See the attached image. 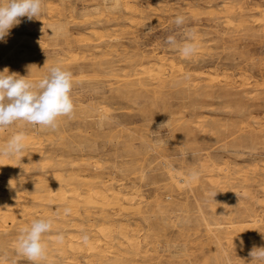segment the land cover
<instances>
[{
	"label": "rangeland",
	"instance_id": "1",
	"mask_svg": "<svg viewBox=\"0 0 264 264\" xmlns=\"http://www.w3.org/2000/svg\"><path fill=\"white\" fill-rule=\"evenodd\" d=\"M120 1L43 0L40 16L21 17L0 41V72L37 82L61 66L74 103L55 130L0 129V146L29 134L40 154L33 163L25 148L27 169L0 172V194L27 195L12 201L27 225L55 221L37 264H63L50 236L77 233L76 220L88 238L128 227L113 233L105 264H251L264 247V0ZM185 32L189 57L165 43ZM96 189L107 201L71 212ZM19 225L0 233V261L33 264L17 251Z\"/></svg>",
	"mask_w": 264,
	"mask_h": 264
},
{
	"label": "clouds",
	"instance_id": "2",
	"mask_svg": "<svg viewBox=\"0 0 264 264\" xmlns=\"http://www.w3.org/2000/svg\"><path fill=\"white\" fill-rule=\"evenodd\" d=\"M42 2L43 0H0V41H5L9 30L20 23L21 17L32 20L40 16ZM184 23L182 15L175 17L174 24L177 28ZM165 43L178 48L184 57H189L196 51L191 32L184 33L182 44L178 43L176 35L167 36ZM72 88V73L58 65L51 67L49 73L37 82L15 73L9 74V70L5 68L0 72V129L17 121H24L55 130L58 118L71 116L74 111ZM24 141L23 133L12 135L5 145L0 146V156L21 155L25 149ZM196 175L193 173V178ZM69 211L70 209H65V213ZM52 225L50 218H37L31 221L30 226L22 228L17 241L18 253L37 264L45 256L43 236L51 230ZM57 239L62 241L63 236L59 235ZM83 239L86 242L88 237L84 236ZM249 255L251 264H264V247H254Z\"/></svg>",
	"mask_w": 264,
	"mask_h": 264
},
{
	"label": "bare ground",
	"instance_id": "3",
	"mask_svg": "<svg viewBox=\"0 0 264 264\" xmlns=\"http://www.w3.org/2000/svg\"><path fill=\"white\" fill-rule=\"evenodd\" d=\"M116 1V0H115ZM118 1V0H117ZM122 1V0H121ZM120 1V2H121ZM124 2V1H123ZM125 3H127V2H125ZM117 4V3H116ZM131 3L130 2H128L127 3V8H129L130 9V7L128 6V5H130ZM134 4H132V6H133ZM123 6V5H122ZM126 6V5H125ZM137 7V6H136ZM135 6H134V10H135V8H136ZM126 8V9H127ZM131 8H133V7H131ZM136 9H139L138 7L136 8ZM130 11H133V9L132 10H130ZM135 12H136V10H135ZM137 12H138V10H137ZM136 12V13H137ZM161 67V69H162V67L163 68H166V66H164L163 64H162V66H160ZM167 69V68H166ZM163 70V69H162ZM29 135V134H28ZM27 135V136H28ZM38 135V134H37ZM27 136H26V138H27ZM35 136V135H34ZM33 136V137H34ZM30 137V135L28 136V138L26 139L25 138V141H24V143L27 145H29V146H27V147H25L26 149L28 148L29 150H31V151H29L28 152V154L31 156V159H32V161H33V163H35V158H36V156L39 154V151H38V148L35 146V145H37L38 146V142L36 143L35 141H36V139H35V141H34V138H29ZM37 139H38V137H36ZM38 141H39V139H38ZM25 145V146H26ZM27 151V150H26ZM26 151H23L24 153L26 152ZM23 153V154H24ZM40 155V154H39ZM21 156H24V155H17V156H14V157H7V156H0V172H6V173H11V171H17V170H19V169H21V167H23L22 166V161H21ZM25 156H26V153H25ZM27 157H28V155H27ZM49 161V160H48ZM48 163V162H47ZM67 163V162H66ZM40 164H42V163H40ZM46 164V163H45ZM44 164V165H45ZM36 164H34V166H35ZM47 165V164H46ZM43 167V166H42ZM46 166H44L43 168H45ZM26 167H23V169H25ZM27 169V168H26ZM45 170H47V169H45ZM19 171H21V170H19ZM12 172V173H13ZM15 173V172H14ZM51 173V172H50ZM3 175V174H2ZM11 175V174H10ZM16 175V174H15ZM51 175V174H50ZM13 176H14V174H13ZM55 176V175H54ZM11 178H13V177H11ZM58 178V177H57ZM65 178V177H64ZM11 181L13 180V179H10ZM13 184V183H12ZM19 188H21V187H19ZM81 189V188H80ZM100 189V188H99ZM113 189V188H112ZM24 190V189H23ZM21 191V190H20ZM25 191V190H24ZM23 191V192H24ZM81 191V190H80ZM105 191V190H104ZM109 191H111V190H109ZM114 191V190H113ZM56 192H57V190H56ZM55 192V193H56ZM102 192V191H101ZM106 193V192H105ZM24 193H19V191L17 192V194H14V195H12V194H7V195H1L0 194V233L1 234H4L5 235V238H6V236H8L7 238H10L9 236H10V234H11V229L12 228H10L9 226H10V224H12V223H19L20 225H22V227L24 228V227H27L28 225L30 226V224H26L27 222L26 221H24V220H26V219H24L23 220V215H22V213H24L25 212V208H24V206H22V205H20L21 203L20 202H18V204L21 206V207H23L22 208V210L23 209H25L24 210V212H22V210H20L18 207H17V203H15L14 205H13V202L12 201H16V200H20V199H23V198H28L27 197V195H23ZM67 194H69V193H67ZM107 195H108V193H106ZM117 194V193H116ZM32 195H34V194H32ZM53 195H54V192H53ZM106 195V196H107ZM119 195V194H118ZM56 196V195H55ZM69 196V195H68ZM98 197H102V198H105L106 199V197H105V194H102V193H98V189H96V190H93L92 192L91 191H86L83 195H80L79 196V198L76 200V201H73L72 202V205H71V212L72 213H77L78 212V210H77V203H83L84 205L86 204V205H89V204H93V206H95V210H96V204L98 203L96 200H98ZM108 198H111L110 196L108 197ZM117 198V197H116ZM28 200V199H27ZM104 200V199H103ZM112 200H113V198H112ZM47 201V200H46ZM53 201H55V200H52V204H53ZM105 201V200H104ZM106 201H107V199H106ZM109 201V200H108ZM119 201H120V199H119ZM17 202V201H16ZM34 203V202H33ZM62 203H64V201L62 202ZM17 204V205H16ZM59 204V203H58ZM110 204V203H109ZM25 205H28V204H26L25 203ZM85 205V206H86ZM14 206V207H13ZM19 206V207H20ZM31 206V205H30ZM29 206V207H30ZM40 206V205H39ZM58 206V205H57ZM84 206V207H85ZM103 206H105V204L103 205ZM106 206H107V204H106ZM28 207V206H27ZM29 207H28V209H29ZM34 207V206H33ZM88 207V206H87ZM32 208V207H31ZM30 208V209H31ZM33 209V208H32ZM35 209V208H34ZM41 209V208H40ZM84 209V208H83ZM88 209H89V207H88ZM91 209V208H90ZM46 210V209H45ZM28 211H30L31 212V210H28ZM28 211H26V213H25V215L28 213ZM47 211V210H46ZM87 211V210H86ZM29 212V213H30ZM41 212H43V211H41ZM48 212V211H47ZM88 213H89V211H87ZM87 212H86V214H87ZM38 213V212H37ZM40 214V213H39ZM81 214V213H80ZM51 215H53V213H51ZM28 216H29V214H28ZM54 216H56L55 214H54ZM58 216V215H57ZM110 216V215H109ZM26 217V216H25ZM49 217V216H48ZM60 217V216H59ZM115 217H116V215H115ZM29 218V220L31 219V217H28ZM49 218H51V217H49ZM53 218V217H52ZM83 218V217H82ZM91 218V217H90ZM105 218V217H104ZM53 220V219H52ZM86 220H87V217H86ZM77 221V220H76ZM76 221H74V222H76ZM105 221V220H104ZM26 222V223H25ZM29 222H31V221H29ZM53 222H55L54 220H53ZM72 223V226L75 228V230H77L78 232L77 233H70V234H68L67 236H63V240L62 241H60V240H58L57 239V236H59L58 234L57 235H53V236H50L51 237V241H52V245L54 246V250L55 251H57L58 252V255H59V257L61 258V262L63 263V264H81L80 263V261L78 260V258H80V256H83V255H85V254H88V255H90V256H92V257H86L85 258V261H84V264H105V259H106V257H107V254H108V252L107 251H110L109 249H111V243H112V237L116 234H113L116 230H118V229H116V230H114V228L112 229V228H108V227H105V228H99V229H97V233H98V230H99V233L101 234V238H99L98 239V237L96 238V237H91V238H88L87 239V241L85 242V240L83 239V237L84 236H86L83 232H82V224L80 223V224H78V223ZM114 221H112V222H110L109 221V223H113ZM91 223H93V222H91ZM121 223H124V222H121ZM55 224V223H54ZM53 224V225H54ZM20 225H19V227H20ZM93 225V224H92ZM102 225V224H101ZM104 225V224H103ZM114 225V224H113ZM116 225V224H115ZM115 225H114V227H115ZM11 227H12V225H11ZM54 227H55V225H54ZM72 227V228H73ZM129 227H130V225H129ZM69 228V227H68ZM117 228V227H116ZM128 227H123V228H121L120 227V229L118 230V232H119V236H126V231L128 230L127 229ZM131 228V230H132V227H130ZM65 230L67 229L66 227L64 228ZM70 229H71V227H70ZM17 230V229H16ZM52 230H53V228H52ZM134 230V229H133ZM52 232V231H51ZM117 232V231H116ZM117 232V233H118ZM135 232V231H134ZM15 233V232H14ZM55 234V233H54ZM95 234V233H94ZM15 235H18V234H15ZM49 236V235H48ZM46 237V236H45ZM127 237V236H126ZM3 238V237H2ZM4 238V239H5ZM12 238H15V236L13 237L12 236ZM132 238H134V237H132ZM16 239V238H15ZM123 239H126V238H123ZM49 240V239H48ZM127 240V239H126ZM129 240V239H128ZM17 240H14V242H16ZM130 242L129 243H131V241L132 240H129ZM14 242H13V244H14ZM134 242V241H133ZM123 243V242H122ZM15 244H17V242L15 243ZM14 244V245H15ZM18 245V244H17ZM130 245V244H129ZM121 246V245H120ZM130 246H132V245H130ZM49 245L48 244H46V251L49 249ZM13 248V247H12ZM135 248V247H134ZM45 255H46V253H45ZM45 257V256H44ZM43 257V258H44ZM47 257V256H46ZM1 258V257H0ZM3 258V257H2ZM48 260H49V262H50V256H48ZM55 259V258H54ZM53 259V260H54ZM124 261V260H123ZM0 264H8V263H5V262H3V261H0Z\"/></svg>",
	"mask_w": 264,
	"mask_h": 264
}]
</instances>
